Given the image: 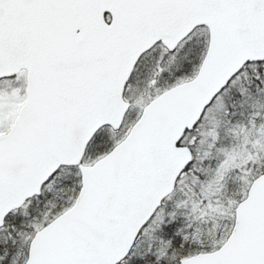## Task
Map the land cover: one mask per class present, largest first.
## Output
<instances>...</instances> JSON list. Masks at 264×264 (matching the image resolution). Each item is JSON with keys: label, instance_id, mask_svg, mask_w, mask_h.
<instances>
[{"label": "snow or ice", "instance_id": "snow-or-ice-1", "mask_svg": "<svg viewBox=\"0 0 264 264\" xmlns=\"http://www.w3.org/2000/svg\"><path fill=\"white\" fill-rule=\"evenodd\" d=\"M0 264H264V0H0Z\"/></svg>", "mask_w": 264, "mask_h": 264}]
</instances>
